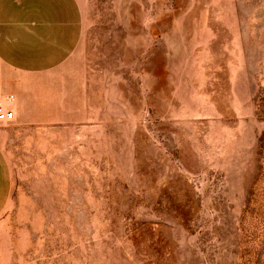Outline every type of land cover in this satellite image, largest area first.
<instances>
[{
    "label": "rangeland",
    "instance_id": "374dc122",
    "mask_svg": "<svg viewBox=\"0 0 264 264\" xmlns=\"http://www.w3.org/2000/svg\"><path fill=\"white\" fill-rule=\"evenodd\" d=\"M82 5L0 122V264H264V0Z\"/></svg>",
    "mask_w": 264,
    "mask_h": 264
},
{
    "label": "crops",
    "instance_id": "0c3cea01",
    "mask_svg": "<svg viewBox=\"0 0 264 264\" xmlns=\"http://www.w3.org/2000/svg\"><path fill=\"white\" fill-rule=\"evenodd\" d=\"M82 0H0V93L14 96V110L25 111L35 78L51 74L79 47L83 35ZM26 112V111H25ZM12 174L0 144V216L12 190Z\"/></svg>",
    "mask_w": 264,
    "mask_h": 264
},
{
    "label": "built area",
    "instance_id": "2783aa9c",
    "mask_svg": "<svg viewBox=\"0 0 264 264\" xmlns=\"http://www.w3.org/2000/svg\"><path fill=\"white\" fill-rule=\"evenodd\" d=\"M16 119V111L13 108L0 107V122L8 123Z\"/></svg>",
    "mask_w": 264,
    "mask_h": 264
}]
</instances>
